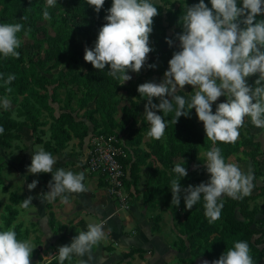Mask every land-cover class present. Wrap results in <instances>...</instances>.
Returning <instances> with one entry per match:
<instances>
[{"label": "trees", "instance_id": "obj_1", "mask_svg": "<svg viewBox=\"0 0 264 264\" xmlns=\"http://www.w3.org/2000/svg\"><path fill=\"white\" fill-rule=\"evenodd\" d=\"M204 2L211 8L210 0ZM153 3L159 13L153 18V31L149 37V46L153 51L148 54L141 71H129L128 75H136L121 86L119 81L107 75L108 66L101 72L84 60L85 48L95 46L98 31L106 23L104 17L108 14L112 0H105L99 13L95 12L93 6L87 5L86 0H57L54 7L47 8L50 19L43 16L47 7L46 0H0V23H22L25 29H30L18 34L20 39L26 36L30 41L25 49L21 42L17 49L20 53L18 58L0 55V74L4 78L8 74H15L16 77L10 85H5L4 80L0 79V98L7 96L16 103L17 97H21L17 115L22 117V120H17L10 109L0 107V126L4 128L3 134H0V147H13L12 142L21 139L20 132L24 127H28L32 135H36L41 125L42 112L52 111L53 104L61 102L59 90L69 87L62 105L58 107V113L52 114L50 141L45 143L36 137L37 142L43 143L44 150L54 154L73 139L82 144L89 133L121 134L127 130L126 143L130 155L124 161L129 170V177L124 180L125 190L133 189L134 193H138L137 187L141 183V197L149 208L163 207L170 210L178 232L175 244L179 251L189 252V263L192 264L198 258L211 263L233 247L235 241L243 240L249 244L254 264H264L261 263L264 260V228L259 227L262 221L256 219L260 205H251L253 201L260 200L264 207V182L261 185L255 184L256 192L243 199L224 196L220 219L213 223H209L205 216L203 199L191 210H187L182 193L180 201L184 207L183 212L176 211V206L171 204L170 181L175 177L172 171L175 164L185 163L188 171V176L180 181L182 187L195 186L210 178V174L207 179L203 178L207 171L205 159L198 160V147H203L205 153L214 146L218 147L226 163L231 155L251 147L250 154L255 164V156L262 147L254 136L253 129L256 127L251 123L250 117H245L235 143L216 142L213 145L206 137L203 123L198 120L195 109L190 110L189 117L181 116L176 124L171 122L174 112L165 116L167 127L161 139L155 140L147 135L150 125L139 117L140 103L146 104L147 101L140 97L137 88L142 84L143 78L155 82L163 80L169 67L168 61L174 52L180 50L179 40L176 38L183 31L179 23L180 17L185 6L199 3V0H153ZM238 6H242V0H238ZM23 16L28 19L22 20ZM257 19H264V15ZM166 38L173 40L171 47ZM149 64H155L156 67L149 68ZM56 69V74L49 76ZM257 78V75L247 78L248 83L254 85ZM8 88L11 89L10 92L7 91ZM71 90L78 94V109L85 108L83 117L77 118L73 114L70 105ZM121 91L125 92L128 103L120 106ZM179 94L191 96L194 94L193 86L185 85ZM225 100L226 97L222 96L213 103V113L217 104ZM153 102L159 104V99L153 98ZM90 103L93 107L88 108ZM118 111L121 112L120 120L115 117ZM157 114L163 116L162 112ZM144 136H147V140H143ZM141 143L146 148H141ZM262 151L264 152V148ZM2 165L0 162V184H4L1 177ZM142 167L146 168L145 171H141ZM251 171L254 177L260 175L258 168L257 171L254 168ZM261 173L264 174V171ZM2 192L7 194L9 201L3 206L5 213L2 214V220L5 226L15 225L18 238L26 239L28 229L23 228L22 222L16 220L20 211L24 210L20 204L27 197L16 190H10L8 186H3ZM48 215L49 225L54 224L52 211ZM48 264H59L58 255ZM64 264H74V261L66 260Z\"/></svg>", "mask_w": 264, "mask_h": 264}, {"label": "clouds", "instance_id": "obj_2", "mask_svg": "<svg viewBox=\"0 0 264 264\" xmlns=\"http://www.w3.org/2000/svg\"><path fill=\"white\" fill-rule=\"evenodd\" d=\"M57 0H46L43 16L50 19L48 7H54ZM99 13L105 0H86ZM209 8L204 0L191 6H185L180 17L182 33L177 34L179 51L173 53L168 61L169 67L161 82H145L138 86L140 97L146 99L144 117L150 124L147 135L155 140L163 137L167 122L165 116L174 112L172 123L176 124L181 116L189 117L195 109L197 118L203 123L206 137L213 145L216 142L235 143L239 129L244 125L245 117L259 129H264V0H210ZM104 17L106 23L99 29L95 46L86 47L84 60L93 68L124 85L132 76L129 71L139 73L147 62L153 49L149 46L150 33L153 31V18L158 8L153 0H112L111 7ZM27 20V16L21 17ZM22 23H0V55L18 58L21 46L19 33L29 31ZM171 47L173 40L166 38ZM155 68V64H149ZM257 75L254 85L247 78ZM15 74L0 79L5 85L15 80ZM185 85L193 86L194 94L189 97L180 95ZM11 91L10 88L7 89ZM193 92V91H192ZM226 97L213 113L212 105L218 98ZM159 99V104L153 102ZM0 107L7 110L10 100L0 98ZM157 112H162L163 116ZM4 128L0 126V134ZM206 171L210 174L207 182L182 187L180 181L188 176L184 164L177 163L172 171L175 177L170 181L171 204L179 206L181 194L187 210L203 199L205 216L209 223L220 219L223 209V197L243 199L249 196L255 187V177L249 168L244 171L236 163H226L218 147H212L205 153ZM56 157L40 148L32 152L30 174L51 173L49 191L43 193L49 202L58 197L66 202V193L86 191L83 172H73L64 168H55ZM38 180L28 184L31 191ZM42 195V194H41ZM32 196L22 200L20 207L28 209L32 205ZM41 202H44L41 200ZM51 235V234H50ZM49 235V237H50ZM105 238L103 223L89 224L87 231H81L72 238L70 244L58 248L59 264L80 257V264H88L93 246ZM36 246L30 240L19 239L15 225L0 230V264H30V258ZM202 264H209L207 260ZM211 264H254L247 241H235Z\"/></svg>", "mask_w": 264, "mask_h": 264}, {"label": "crops", "instance_id": "obj_3", "mask_svg": "<svg viewBox=\"0 0 264 264\" xmlns=\"http://www.w3.org/2000/svg\"><path fill=\"white\" fill-rule=\"evenodd\" d=\"M71 141L74 143L71 155L63 158V155L59 156L60 152L53 154L57 155L54 171L62 167L66 171L83 172L86 191L66 193V202H62L59 197L51 202L44 200L43 193L49 191L51 173H41L43 181L38 180L37 190L28 189L34 177L32 181L26 180L23 190L18 191L16 188L20 195L33 197L32 205L22 210L26 212L25 221H18L22 222L23 228L28 229L26 239L36 246L30 264H48L58 255L60 246L70 244L79 232L87 231L89 224L98 223L104 225L105 238L93 246L90 260L87 255L83 257L88 264H191L187 261L189 252L179 251L175 244L178 232L170 210L163 207L149 208L141 197V183L137 187L138 193L126 189L129 207L121 208L117 200L107 193L105 183L86 170L82 144L77 139ZM49 211L54 217L52 225H49ZM72 259L74 264H80V257L73 256ZM204 260L198 258L192 264H202Z\"/></svg>", "mask_w": 264, "mask_h": 264}, {"label": "rangeland", "instance_id": "obj_4", "mask_svg": "<svg viewBox=\"0 0 264 264\" xmlns=\"http://www.w3.org/2000/svg\"><path fill=\"white\" fill-rule=\"evenodd\" d=\"M21 42H22L23 48L25 49L27 47L28 42H30V41L26 36H24L21 38ZM56 72H57V69L53 70L52 73L49 74V76L55 75ZM129 75L134 77L136 74L130 73ZM153 78H155V76H153ZM150 81L151 80H147L146 78H143L142 83L150 82ZM157 83H159V82H157ZM69 89H70L69 87L68 88H61L59 90V98H60L61 102L53 104L52 111H43L42 112V114L40 116L41 125H40V127H38L36 135H32L31 130L28 127H24L20 132L21 139L14 140L12 142L13 147L7 148V149L0 147V162L3 164L2 165L3 172L1 171V177L4 181L3 182L4 184H0V200H1L0 213L1 214L5 213L3 206L8 201V199L6 197L7 194H4L1 190L3 186H8L9 188H14L15 190L18 187V191H19V189L20 190L24 189L26 180L32 181L33 177L35 178V180L43 181V179L40 177V176H42V174H30L27 170L28 166H30V164H31L32 152L37 151L40 148L45 149V147L43 146V143L37 142L36 137L40 138L41 140H44L45 143L50 141V124L53 121L52 114L56 115L58 113V107L62 105L63 98L65 97V93L67 91H69ZM119 96L121 97L120 106L128 103V100L126 98V94L124 91H121L119 93ZM77 98H78V94L74 93V91H72V101H71L70 105H71V108L73 109V114H75L78 118V117H83V111L85 108L82 110L78 109ZM8 99L10 100V107L8 109L11 110L12 116L14 118H16L17 120H22V117L17 115V109H18L19 104L21 102V97H17L16 103L13 102L11 100V98L8 97ZM140 105H141V112L139 114V117L140 118L142 117L145 120V122L149 124V122L144 117L145 104L140 103ZM87 107L91 108V107H93V104L90 103ZM115 117L117 120H120L121 119V112L120 111L116 112ZM88 125L91 128V124L89 122H88ZM253 133H254L255 138L260 141V144L262 147L260 149L259 154L255 156V158L257 160L256 164L253 163V160H252V157L250 154V151L252 149L251 147H247L246 150H244V152L240 151L237 154L231 155L227 159V163H236L244 171H248L249 168L250 169L254 168L257 171V168H258L260 175L255 176V184L261 185L264 182V174L261 173L262 171H264V152L262 151V149L264 148V129L255 128V129H253ZM121 134H122L125 141L128 140V131L127 130L125 132H121ZM143 140H147V136H144ZM49 143H50V145L54 146V144L52 142H49ZM52 146L49 148L51 149ZM140 147L146 148L144 143H141ZM73 149H74V143H72V141H70L66 144L65 148L58 151V152H60L59 156L61 157V155H63L62 157L66 158L68 155H71V152H73ZM197 154H198V160L199 161H201L202 159H206L205 150L203 147H201V146L198 147ZM56 156L57 155L55 154L54 157H56ZM76 156L78 157V155H76ZM11 160L14 162L12 163ZM145 169H146L145 167H142L141 171H145ZM208 177H209L208 173L203 176L204 179H207ZM35 190H37V186H36ZM255 192L256 191L254 188L251 193H255ZM253 203H257L260 205L259 206V213L257 214L256 219H260L262 221V224H260L259 227L264 228V207L261 206L260 200L253 201L251 203V205H253ZM183 210H184V207L182 206V201H180L179 206L176 207V211L183 212ZM25 213L26 212H24V211H22V212L20 211L16 221L18 222V221H20V219H22V220L26 219ZM1 220L2 219H0V230L6 229L4 222ZM23 221H25V220H23ZM256 226L258 227V224ZM263 262H264V260L261 261V263H263Z\"/></svg>", "mask_w": 264, "mask_h": 264}, {"label": "built area", "instance_id": "obj_5", "mask_svg": "<svg viewBox=\"0 0 264 264\" xmlns=\"http://www.w3.org/2000/svg\"><path fill=\"white\" fill-rule=\"evenodd\" d=\"M83 164L86 170L105 183L107 193L115 198L121 208L129 207L124 180L129 177L130 150L122 134L89 133L84 137Z\"/></svg>", "mask_w": 264, "mask_h": 264}]
</instances>
